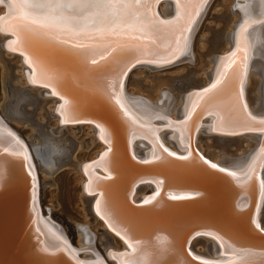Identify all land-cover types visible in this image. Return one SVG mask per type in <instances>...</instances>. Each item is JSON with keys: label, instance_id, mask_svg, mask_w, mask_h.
I'll return each mask as SVG.
<instances>
[{"label": "water", "instance_id": "water-1", "mask_svg": "<svg viewBox=\"0 0 264 264\" xmlns=\"http://www.w3.org/2000/svg\"><path fill=\"white\" fill-rule=\"evenodd\" d=\"M166 1L148 0V5L150 10L158 15L156 13L159 5ZM171 1L174 2V9L170 14L171 17L169 16L170 19L177 15L176 0ZM194 1L197 2L193 7L195 21L199 15L198 11L200 12L209 0ZM0 3L4 4L1 1ZM159 11L164 13L160 8ZM10 17V15L3 16L4 22ZM160 18L164 20L162 16ZM256 24L249 26L248 31H251ZM3 34L7 40L13 39L12 33ZM17 39L19 41L20 38L17 36ZM51 41L54 40L46 36L28 37L25 52L29 58H32V65L38 72L37 75L35 71L33 77L40 80L39 87L46 90L54 89L56 105L60 104L61 98L65 100V107L61 105V110L66 109L67 117L72 123L88 122L103 129L105 140H99L106 145L103 151L108 150L102 156L100 152L95 159L87 160L82 165L88 166V172L91 167H95L97 170H104L110 177L105 178V174L102 173H89L92 193L85 194L91 200L90 211L100 195L99 206L106 219L110 218L111 225L121 234L117 235L118 238L123 240V236L134 247V250L127 254L129 247L123 240L127 247L120 249L118 255L123 258V264H132L131 257H138L136 264H264V232H262L264 230L254 224L262 195L255 174L257 171L260 173L264 171V157L259 167L256 166V171L251 172L252 179L229 176L211 167L204 158H201L190 140L191 131L195 127L205 129L208 127V123L202 124L200 120L202 118L208 120L209 111L215 114L213 105H209L208 110L196 108L192 111V119L186 120L191 130L189 131L191 153L186 155V152H171L174 155H169L170 152L163 150L153 135L149 136L137 130L136 125L134 126L128 116L123 114L113 98L110 87L114 86L118 89L134 67L167 66L175 62L181 53H177L171 61H167L164 59L165 55L157 57V52L152 49L145 51L125 47L107 57L106 61L93 64L89 62L91 56L86 55L83 49H64ZM235 43L232 44L227 55L233 51ZM18 45L16 44L15 47L21 49ZM14 54L20 56L21 53L14 52ZM136 58L142 62L130 63ZM35 59H39V62ZM242 66L248 69L247 63L246 65L243 63ZM26 69H30L28 72L31 75L32 70L28 64ZM49 70L60 79L52 78ZM233 70L240 71L238 63ZM41 72L46 76L41 75ZM232 74L233 71H227L226 79ZM233 83L237 85L238 80ZM211 85L212 81L196 91L202 93ZM194 91L188 94L193 97ZM180 116L176 118L175 124L186 117L185 113H181ZM154 120L165 122L167 118L162 115ZM147 125L152 129L154 123ZM156 128L159 130V128L172 127L165 123ZM243 128L239 127L236 130L243 129L242 133L251 130L258 133L259 130L264 131V123H247ZM129 130H134V139L139 137L146 142L150 139L155 144L156 150L152 151L151 156L148 154L139 158L131 153L128 145ZM213 130L218 129L215 127ZM259 141L260 145L264 144L263 135ZM8 155L9 153L0 150V166L10 165L12 168L11 176H7L0 188V264H78L55 244L48 249L39 248L42 237L33 230L28 199L29 190L32 188L35 193V189L22 173L18 161L12 162ZM181 157L187 158L181 159ZM245 173L246 171L242 170L240 174ZM141 185L149 186L145 196L152 194V197L144 204H141L142 199L136 203L129 201L132 190ZM34 202L36 204V193ZM37 216L40 217L39 214ZM196 236H209L215 241L217 246L215 252L222 255V260L216 262L215 259L191 254L188 247ZM214 236L221 240L223 246L218 245ZM231 257L234 259L228 260Z\"/></svg>", "mask_w": 264, "mask_h": 264}, {"label": "rangeland", "instance_id": "rangeland-1", "mask_svg": "<svg viewBox=\"0 0 264 264\" xmlns=\"http://www.w3.org/2000/svg\"><path fill=\"white\" fill-rule=\"evenodd\" d=\"M244 2L248 4L246 0ZM241 3H243L241 0H209L195 19L197 22L189 33L187 51L182 53L184 56L167 66L134 67L123 83L124 96L131 100L136 98L138 101L141 99L157 101L156 110L166 113L167 119L176 120L177 117H174L172 112L164 111L165 99L174 97L175 113L176 108L181 109L179 97L187 96L188 92L196 91L210 83L209 76L215 67L213 60L227 54L228 51H223L225 39H232L240 24L238 20L244 18H239ZM172 6L173 3L167 0L159 5L164 13L162 14L159 8L157 12L162 17L165 15L169 17ZM3 10L4 7L0 5V14ZM2 54L0 53V57L4 62L3 64L0 62V118L6 127L16 132L20 140L25 141L31 149L38 173V197L42 215L51 218L60 227L73 248L86 244L82 236L87 234L101 264H118V261H115L116 255L113 257L111 252L115 251L118 255V251L122 249L121 245L102 226V222L93 211H90L91 200L83 190V175L71 168L74 161L84 167L82 164L85 161L95 159L106 146L100 142L96 129L88 123L59 125L55 102L26 81L24 74L26 70L23 63L18 60L20 57L10 52L3 54L5 57ZM3 66L8 73L5 76ZM245 74H247L244 84L245 96L252 101L255 100L259 77L252 68L247 69ZM41 90L43 92L45 89ZM162 122L155 123L164 124ZM208 122L209 118L206 119V124ZM203 128H199L196 133L197 148L211 158L218 156L217 159L224 165L247 157L256 145V141H252L246 134L238 136L209 134L207 131H212L211 128ZM165 132L167 131H160L161 136ZM138 146L136 149L139 154L148 151L142 144ZM57 151L62 152V155H54ZM53 161L55 167L50 169L49 164ZM261 176L264 184V171L261 172ZM146 190L147 187L141 185L136 189L134 198H142L140 196L145 195ZM258 210L257 217L264 225V192ZM115 246L118 251L114 249ZM190 249L194 253L212 256L211 251L216 249V245L206 236H200L191 241ZM78 255L82 258L85 253Z\"/></svg>", "mask_w": 264, "mask_h": 264}, {"label": "bare ground", "instance_id": "bare-ground-1", "mask_svg": "<svg viewBox=\"0 0 264 264\" xmlns=\"http://www.w3.org/2000/svg\"><path fill=\"white\" fill-rule=\"evenodd\" d=\"M0 1L4 3V4L0 3V5L2 7H4L3 13L6 12L2 16H0V38L3 39V41H1V39H0V42L2 43V44L0 43V53L1 54L3 53L6 55V52H10V53L20 52L21 53L20 56L15 54V55H17V57L19 56L21 58V59L19 58L18 60L23 63L24 67H26V64H28L32 70L31 75L28 72L30 69H28V70L26 69V71L24 72L25 77H26V81L31 86H34V87L36 86L38 88V89H36L37 91H39V92L43 93L44 95H47L50 98H52V100L55 102V107H57L59 125H61V126L72 125V124L75 125V123H72V121L68 119V117H67L68 113H67L66 109L65 108L62 109L64 113L61 110V105L63 107L65 100L61 98L60 104L56 105L57 98L53 96V95H56L53 88L48 89V90L43 88L45 90H43V92H42L41 87L38 86L39 84H41L40 80H37L36 78L33 77V73L36 71V69L32 65V61H33L32 58H29L25 51L22 54L21 49H18L17 47H15L16 44L17 45L19 44V41H17L18 40L17 36L13 34L12 28L9 25V21L13 20L14 18H16L20 15V12H19L18 8L15 7V5L20 4L21 0H0ZM168 1H171V0H168ZM241 1H243V3H241L242 8L239 9V14H240L239 18L240 17H242V18L244 17V18L242 20L241 19L238 20V23H240V24L238 25L237 31L234 34V36L232 37V39H229V40L225 39L226 41L224 42L225 44L223 47V51H229V49L232 47V44L236 42L235 48L233 49V51L229 55L223 54L220 57L215 58L213 60L215 67H214L213 73L209 76V81L210 82L212 81V84L215 83L216 79L218 78L217 77V71L219 69V71L222 73V84L218 85V88H223V91L215 98V100H214L215 103H213V105H220V109L218 110L215 108V114L214 113H212V115L210 114L209 122L207 125H208V127L211 128L212 131H214L213 129H215V127L218 129L215 132H208L209 134L212 133V134L224 135V136H226V135H231V136L237 135L238 136V134H246L248 136V138H251L252 141H256V145H254V146L252 145L253 150H250L249 155L247 157L236 159L234 162L232 161L233 162L232 164L230 163L228 165H224L222 162H220L217 159L218 156H216V158H211L210 156L203 154L201 152V150L199 148H197L196 133H197L199 128H197V127L192 128L193 130L191 131L189 128V125H187L186 120H187V113L192 112V108H193L194 101L191 99L199 92H197V91L192 92L194 94L193 97H191L190 94L187 96L179 97V99H180L179 105L181 104V109L176 108L175 113L173 112L174 111L173 106L176 103V101L174 100V97H169V98L165 99V101H164L165 106H166V108L164 109L165 112H167V113L172 112L173 116L174 117L176 116L177 118L181 117L180 116L181 113L182 114L185 113V115H186L184 120H181L179 122L177 121V124H175L176 120L167 119V121H165V122H162L160 120H154V119H156L162 115L167 116L166 113L156 110L155 104L157 101L153 102V100L150 101L151 99L148 100L145 98L144 99L146 101L143 99H141V101H138V99L135 100L136 98L134 100L126 98L124 96V91L122 90L123 86L121 87V84L118 87V89H116V90H118L120 92L121 103L125 105L124 111H127L129 113L128 118L130 119V117H131L130 120L132 123H133V120H136V123H133V124H134V126L136 125L137 130L139 132L142 131L143 133H147L149 136L153 135L155 140L163 148V150L166 149L170 153L171 152H174V153L186 152V155L190 154L191 149H190V143H189V138H190V135H189L190 132L189 131H191L192 132V135H191L192 139H190V140H192V144H193L194 148H196L198 153L201 155V158L202 159L204 158L205 162L207 161V163L210 165L211 164L217 165L218 170L221 167L225 168L226 170L231 171V172L234 170L237 172V173H235V175L240 179L241 178L249 179L248 176L251 175L250 169H252V168L257 169V167H259V164L261 163L262 158L264 157V144L263 145L259 144V142H260L259 140L262 137V135L264 137V131L259 130V132L257 133V132H253L251 130L250 132L248 131V132L242 133V130L244 129L243 127H240V128H243L240 131H237V130H235V131H221V129H220L221 120L223 119V117L225 115L229 114L230 105H231V102L233 99L232 94H233L234 90H235V93L240 96V106L244 110L243 115L244 116H250V117L254 118V119H250L248 121V123H253V124L264 123V2H262V0H246L247 1L246 3H248L246 5L244 0H241ZM171 2L173 3V6H172V10H173L174 9V2L173 1H171ZM178 2L181 4L180 22L183 23L186 20V13L187 12H191L193 14V12H194L193 7L196 6L197 2H195L194 0H176V9L177 10H178ZM162 4H164V3H162ZM142 11H143V9H142ZM196 11H197V8H196L195 12ZM171 13H172V11L170 12V14ZM148 14H149V16L153 17L156 20H162V21H166V22H172V21H175L177 19V15L171 19H170L171 16L165 17L166 16L165 15L163 17L164 18V20H163L160 18L161 15L158 16L159 12L156 13L158 15H155L150 10V8L148 9ZM198 14H199V11H198ZM7 15L8 16L10 15L11 17L7 22H4L3 16H7ZM196 22L197 21H195V24H193L192 28H194V26L196 25ZM235 23H237V21ZM259 23H261V24H259ZM252 24H256V26L251 31H248V27L251 26ZM242 29H243V31H241ZM6 32L12 33V35H11V36H13L12 40H15V41L7 40L5 38V35L3 34ZM39 37H40V35H35V38H39ZM188 37H189V35H188ZM51 42L58 44L59 47L61 46L64 49H72V47L70 45L64 46V45L58 43L57 41H51ZM174 47H175V45L173 43L169 44V48H174ZM128 48H134V47H128ZM144 50L147 51L149 49H144ZM153 51L157 52L156 53L157 57L166 54L165 49H163V48L156 49ZM3 54H2V56H4ZM181 54H180L179 58L184 56L183 54L182 55ZM247 56H249L248 62L246 61ZM26 57H27L28 62H26ZM229 57H231V59H232V63L230 66L228 64V58ZM35 60H37L39 62V59H35ZM110 60H112V59H110ZM221 61H224V63L222 64ZM0 62L2 64L4 62V59L2 57H0ZM89 62H91V60H89ZM30 63H31V66H30ZM236 63H238L239 68H240V71H238V73H239L238 83H237V85H236V83L234 84L233 82L231 84H229L228 78L230 76H228L226 79V72L230 71V70L233 71V67H235ZM243 63L245 65L247 63L248 70L251 68L254 69L255 74L259 77V82L257 84V88H256L255 96H254L255 100H252V101L248 100V98H247L248 96L247 97L245 96V90L246 89H244V84H245V80L247 78V74H245L247 72V68L246 67L243 68V66H242ZM3 69H4V66H3ZM157 69H160V68H157ZM49 71H50V75L52 78L56 77V79H60L52 70H49ZM36 73L38 75L37 71H36ZM7 74H8L7 71H5V69H4L3 75L5 76ZM205 82H207V79L205 80ZM242 82H243V84H242ZM205 86H207V85H205ZM210 87H208V88H210ZM190 89H192V88H190ZM205 89H207V88H205ZM110 90H111L112 95H113L114 86H111ZM204 90L202 91V93L204 92ZM113 98L115 100L114 96H113ZM138 98L140 100V97H138ZM200 103H201V101H200ZM64 107H65V105H64ZM234 118L239 119L240 113H237ZM156 121L162 122L164 124L166 123V125H171L172 128L171 129H169V128H161L160 129L159 128V130H166L167 131L164 133V135L161 136L160 131L156 128L160 124L155 123ZM69 122H71V123H69ZM152 122L154 123V125L152 126V129H151L149 127V125H147V124L152 123ZM200 122H202V124H204V123H206V120H203V118H202L200 120ZM83 123H88V122H81L78 124H83ZM88 124H90V126H92L96 129L97 136L99 139H101L102 141L105 140L103 137V131H101V128L98 125L95 126L91 123H88ZM238 128L239 127H237L236 129H238ZM244 130H247V129H244ZM149 131H151V132H149ZM203 131H205V130H203ZM128 132L130 133V135H129L130 138H128V140H129L128 145H129V149H130L131 153L134 156L139 157V158L146 157L148 154H150L149 156H151L152 151L156 150L155 144H153L152 141H150V139H149V142L141 140L139 137L134 139V137H133L134 136V130H129ZM239 132H241V133H239ZM0 133H2V138H3V143L0 144V150L2 152L9 153L8 156L10 157V159H12V162L18 161V165L22 168V173L33 184L32 187L34 186L35 193H36V204L34 202L35 193H33L34 190L32 188L28 192V194H29L28 199H29L30 212L32 214L31 224L33 225V230L35 232L39 233L40 237H42V239L39 242V248L42 247L43 249H48L53 244L57 245V243L59 242L60 246L58 248L60 250H62L65 254H67L70 258H72L74 261L78 262V264H101L100 260L98 259L97 255H96V252H95L96 250H94L95 248L93 247V245H91V243L88 240L89 236L88 237L86 236L87 234L85 236H82V240L84 242H86V244H82L78 247L73 248L72 245L67 241L66 234H64L62 232L60 227L51 218L44 217L42 215L41 210H40V206H39V197H37L38 196V185H39L38 184V173H37V168H36L33 156H32L31 149L29 148V146H27L25 141L22 142V140H20L21 138L16 132L11 130L10 127H8V128L6 127L4 121L1 118H0ZM8 133H11L12 137H15V139L20 142V144L22 145V151L24 152V157H17L13 154L12 149L8 145V140L11 139V137L8 136ZM136 135H138V132ZM168 137H170V138H168ZM133 141H134V143L136 141H138L139 143L136 142L134 144ZM162 141L164 143H162ZM139 144H142L143 146L147 147L148 151H146L145 153L139 154V152H137V149H136V147ZM102 145H105V143L103 142ZM252 146L250 148H252ZM107 150H105L104 152H106ZM36 153H38V151H36ZM102 154H104V153L102 152L101 156H102ZM25 158H26V163H25ZM50 165L51 164H49V167H50ZM87 167L88 166L82 167L78 164V162L74 161L72 163L71 168H72V170L79 172L80 175H83V178H82V180L84 181L83 190L86 193H92V191H91L92 185L89 183L90 179L88 177L89 173H95L96 172V173L105 174V172H104V170L103 171L97 170L95 167H91L89 172H88ZM50 169H53V167H50ZM242 170L246 171V173L240 174ZM234 171H233V173H234ZM221 172H225L227 174V171H221ZM11 173H12V168L10 167V165L0 166V188H1L4 180L7 178V176H11ZM97 175H99V174H97ZM255 175H256V179L258 180V182L261 186L262 185L261 173L257 171V173ZM109 177H110L109 174H107V175L105 174V178H109ZM146 187H149V186H146ZM137 188L132 190V193H130L129 201L136 203L142 199L141 204H144L145 201H148L149 198L152 197V194H151L149 196H145V195L140 196V197H142L140 199L139 198L135 199L134 194L136 193ZM261 189H262V195L260 197V202H259L258 208H260V206H261L263 192H264V190H263L264 188L261 187ZM187 195H189V193H187ZM99 198H100V195L96 198V200L93 204V209L91 208L94 215L102 222V226H104V228L107 230V232L119 241V243L121 245L120 248H124V247L126 248L127 246H125V245L126 244L128 245L129 252L127 254H130L132 252V250H134V247L123 236H122V238L126 242V244L123 240H120L118 238L117 235H121V234L118 233L115 230V228L111 225L112 222H111L110 218H109V220L111 223L109 222V220L106 219L105 214L102 212V209L99 206V203H98ZM37 214H39L40 217H38ZM258 214L259 213H257V216H259ZM254 224H256V226H258V228L264 230V225L259 221L258 217H257L256 221L254 222ZM262 232H264V231H262ZM205 235L212 236L210 234H205ZM209 236L208 237L206 236L208 238V240H211L213 242V244L216 245V242L213 241ZM196 237H200V236H196ZM196 237H194V238H196ZM214 237H215V240L218 241V243H219L218 245H220V244L222 245L221 240L219 238H217L216 236H214ZM191 241H190V243H191ZM114 249L116 250V246ZM116 251H118V250H116ZM188 251L193 255L195 254L196 256L198 255V256H203L204 258L215 259L214 261H216V262L222 260L221 259L222 255L217 254L215 252V250L212 251V254H211L212 256L206 255L203 253H197V252L194 253L193 251H191L190 246L188 247ZM78 253H85V255H83V257L80 258ZM111 253H112L113 257L116 255L115 261L117 260L118 264L124 263L123 258H120L118 256L119 251H118V255H117V252H115V251H112ZM137 258L138 257H131L132 264H136L138 262ZM216 258H218V259L216 260ZM199 259L200 260H206L203 258L202 259L199 258ZM232 259H234V257H231L228 260H232Z\"/></svg>", "mask_w": 264, "mask_h": 264}, {"label": "snow or ice", "instance_id": "snow-or-ice-1", "mask_svg": "<svg viewBox=\"0 0 264 264\" xmlns=\"http://www.w3.org/2000/svg\"><path fill=\"white\" fill-rule=\"evenodd\" d=\"M15 7L18 8L20 15L10 20L9 25L13 34L20 38L22 54L27 50L28 37L40 35L64 46L70 45L74 49H83L86 55L91 56L93 64L106 61L107 57L125 47H134L137 50L163 48L166 52L164 59L171 61L177 53L187 51L189 41L187 33L194 23V15L191 12L186 13V20L183 23L180 22L181 4L179 2L177 19L172 22L156 20L149 16L148 0H21V3ZM170 43H173L175 47L169 48ZM26 62H28L27 57ZM141 62L139 58H136L130 63ZM221 63L223 64L224 61ZM231 63L232 59L229 57V66ZM41 75L46 76L43 72ZM238 76V70H233L232 76L229 77V84L238 80ZM217 77L210 88L205 89L203 93H197L192 98L194 101L192 111L196 108L208 110L209 105H213L215 98L223 91V88H218V85L222 84V73L219 69ZM232 95L229 114L225 115L220 122L221 131H235L237 127H246L248 121L254 119L243 115L240 96L235 93V90ZM113 96L123 114L128 116L129 113L124 111L125 105L121 103L120 92L115 88ZM200 101H203V104ZM213 107L220 109V105H213ZM237 113H240L239 119L234 118ZM209 114L212 112L209 111ZM187 119H192V112L187 113ZM133 123H136V120H133ZM8 136L11 137L8 145L13 154L24 157L20 142L12 137L11 133H8ZM2 143L3 138L0 133V144ZM169 155L174 154L169 153ZM186 158L181 157V159ZM210 166L217 168L215 164ZM219 170L227 171L230 176L235 175L222 167ZM255 171V168L250 169V172ZM248 178L253 177L249 175ZM261 187L264 188V184ZM56 246H60L59 242Z\"/></svg>", "mask_w": 264, "mask_h": 264}, {"label": "clouds", "instance_id": "clouds-1", "mask_svg": "<svg viewBox=\"0 0 264 264\" xmlns=\"http://www.w3.org/2000/svg\"><path fill=\"white\" fill-rule=\"evenodd\" d=\"M54 155H62V152H59V151L54 152ZM50 167H55V163H54V161H53V163L50 165Z\"/></svg>", "mask_w": 264, "mask_h": 264}]
</instances>
